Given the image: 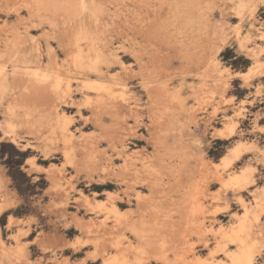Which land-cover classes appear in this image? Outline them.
<instances>
[{
	"label": "rangeland",
	"instance_id": "1",
	"mask_svg": "<svg viewBox=\"0 0 264 264\" xmlns=\"http://www.w3.org/2000/svg\"><path fill=\"white\" fill-rule=\"evenodd\" d=\"M263 1H256L252 14L248 0H120L117 10H110L113 15L108 16L107 28H110H106L108 32L104 29L102 35L110 38V49L114 47L125 66L131 68L129 72L133 70L134 77L129 75L130 83L122 91L132 97L134 109L114 113L107 107L104 110L95 107L94 100L83 102L81 117L88 118L83 134L93 140L90 145L105 165V172L116 174V178L121 174L120 162L107 138L124 136L121 140L125 141L122 140L127 150L150 151L152 145L155 147L157 181L151 189H139L147 196L148 209L159 227L154 257L167 258L170 264L182 262L192 247L205 258L206 250L199 248L204 238L214 230L219 232L220 228L227 230L235 225L243 211L240 199L250 203L251 190L264 186V166L256 163L251 155L242 154L229 169L222 165L224 155L237 141L264 144V42L259 37L264 34ZM239 2L247 4L241 16L237 15ZM23 3L24 0H0L2 44L11 40L13 33L22 32L23 26L31 24L24 12L22 21L15 23L14 9ZM236 29L239 36L250 34L247 48L239 47ZM25 45L29 46L30 42ZM258 50H261L259 66L248 72L254 65L249 53ZM245 71L247 78L240 74ZM120 93L115 89L111 95L117 94V99ZM111 95L107 96L108 103ZM91 108L97 110L91 113ZM70 111L73 123L79 119L80 112ZM230 121L234 123L233 134L221 135L219 128L225 130ZM13 122L18 141L28 144L22 149L8 138L0 139V202L4 203L3 207L0 204V264H9L7 260L15 264H117L85 256L86 248L91 247L88 234L73 226L72 221L68 229L64 228V223L54 216V211L62 206L63 197L51 185L44 167L58 163L68 176L71 165L60 148L45 152L43 149L47 146L39 138L42 127H38L41 129L35 136L24 125ZM4 125L0 108V138ZM76 135L79 138V133ZM79 156L80 160L89 158L82 154L75 158L78 160ZM32 161L41 166L34 170ZM112 162L114 165L108 166ZM246 164L256 168V182L240 192L227 184V179ZM29 168L33 170L28 172ZM109 178L108 185L97 187L98 194L88 197L102 207L107 205L102 189L114 192L118 183L114 175ZM76 188L90 192L82 178L76 179ZM57 198L60 199L57 201ZM66 208L68 215L74 212L78 220L89 216L83 210H76L73 199L67 202ZM260 217L263 230L255 236L258 238L256 251L263 256L261 264H264V213ZM19 229V242H15L13 237ZM109 238L105 241L104 258L118 255L115 248H109L111 241L117 239L127 244L121 232H114ZM128 264H134L131 256Z\"/></svg>",
	"mask_w": 264,
	"mask_h": 264
},
{
	"label": "bare ground",
	"instance_id": "2",
	"mask_svg": "<svg viewBox=\"0 0 264 264\" xmlns=\"http://www.w3.org/2000/svg\"><path fill=\"white\" fill-rule=\"evenodd\" d=\"M108 1L24 0L21 6L14 9V15L17 17L15 23L22 21L21 14L24 12L29 16L31 24L23 26L22 32L13 33L11 40L4 39L3 44L0 40V108L3 111L5 122L0 139L8 138V141L17 148L25 149L28 143H22L24 144L22 145L14 129L13 121H17L21 126L28 128L29 133H35V136L36 132L41 129L38 127H42L39 131V138L47 146L43 149L45 152L60 148L62 156L71 165L68 176L65 175L63 167L56 165L58 163L49 164V168L44 167L51 180V185L57 188L60 198L63 197L62 206L54 211V216L64 223L62 225L64 228L68 229L69 222L72 221L73 226L88 234L91 247L86 248L85 256L103 259L108 263L115 261L117 264H128V256L132 257L134 264H154V262L170 264L167 258L154 257L159 244V227L148 209L147 196L139 189L140 187L151 189L157 181L154 176L159 172V170L156 172L157 169L154 168V161L158 155L155 147L152 145L151 152L147 149L140 150V148L127 150L123 143L125 141L121 140L124 136L117 138L110 134L113 138H107L106 141L110 142L113 154H117L120 162L118 170L121 174L116 178V174L105 172V165L100 163L96 157V149L90 145L93 140L90 138L88 140L83 134V127L88 123L87 117H81L83 114L80 106L84 104L83 102L94 100L95 107H102V109L107 107L114 113L134 109L132 97L125 96L122 91L130 83V76L134 75L133 70L129 72L131 68L125 66V61L116 54L114 47L110 49L112 42L110 38L103 36V30L108 25L110 26L108 19V16L112 15L110 10L116 11L118 3L121 4L120 0ZM256 1L258 0H248L247 4L251 9V14L257 7ZM247 4L241 2L237 4V15L241 16V10ZM107 29L105 31L108 32ZM235 34L239 47L247 48V42L251 38L250 34L239 36L238 29ZM259 37L264 42V34ZM26 42H30V45H25ZM260 51L249 53L254 65L249 67L248 72L259 66ZM60 54L62 57L59 56ZM245 72H240V74L247 78L248 72ZM220 74L222 75L223 72L221 71ZM115 89L121 91L117 99V94L116 97L111 95ZM110 95L113 100L110 101L109 97L108 103L106 99ZM73 109L80 112V117L72 123L69 112ZM94 110L91 113H94ZM231 121L225 126V130L219 128L221 135L230 137L233 134L234 123ZM72 126L76 127L73 129ZM126 126V129L130 130L128 125ZM77 133H79V138L82 137L81 140L77 137ZM96 144L99 145V141ZM244 153L251 155L256 163L264 166V144L261 146L260 143L241 140L237 141L230 148L229 153L224 155L222 165L229 169L234 161ZM78 154L89 158L85 161L80 160L79 156L77 160ZM112 156L110 155L109 159L113 161ZM90 157H92L91 161ZM109 165H114V163ZM32 166L34 170H37L36 167L41 165L32 161ZM33 169L27 170L30 172ZM255 169L252 165H244L239 172L227 179V184L234 185L240 192L245 191L248 187L255 185ZM45 175L44 177L47 178ZM113 175L115 182H118L115 191L102 189L107 205L102 207L100 203L89 200V194L91 196L98 194L95 189L108 185L107 180ZM80 178L89 186V193L76 188V179ZM250 195V203L240 199L243 211L237 217L238 221L235 225L227 230L220 228L219 232L214 230L207 238H204L199 248L206 250L205 258L196 248L192 247L182 262L175 264H261L263 256L256 251L258 238L255 236L261 234L263 230L260 216L264 213V186L251 190ZM60 198H57V201ZM70 199H73L77 211L83 210L86 215H89L86 220H81L80 217L78 220L76 217L78 215L74 212L72 213L75 215L72 213L68 215L66 204ZM0 204L3 207L4 203L0 202ZM126 206L128 208L124 209ZM2 207L0 206V211ZM114 232H121L125 235L124 239L127 244L117 239L111 241L109 248H115L118 255L104 258L107 247L105 241L110 240L109 237ZM20 233L21 229L15 231L13 237L15 242H19ZM22 255L25 254L22 253ZM7 261L9 264H15V261Z\"/></svg>",
	"mask_w": 264,
	"mask_h": 264
}]
</instances>
